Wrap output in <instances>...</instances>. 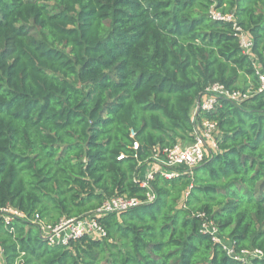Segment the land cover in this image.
<instances>
[{"label": "trees", "instance_id": "obj_1", "mask_svg": "<svg viewBox=\"0 0 264 264\" xmlns=\"http://www.w3.org/2000/svg\"><path fill=\"white\" fill-rule=\"evenodd\" d=\"M232 14L252 41L244 54ZM264 0H0V211L56 226L114 197L141 204L94 217L105 237L51 244L0 216V264H264ZM220 98L192 118L204 90ZM216 123L217 150L178 176L136 182L155 147ZM132 134V136H131ZM134 143L137 149H133ZM122 159H118L119 157Z\"/></svg>", "mask_w": 264, "mask_h": 264}, {"label": "built area", "instance_id": "obj_2", "mask_svg": "<svg viewBox=\"0 0 264 264\" xmlns=\"http://www.w3.org/2000/svg\"><path fill=\"white\" fill-rule=\"evenodd\" d=\"M210 17L214 21H225L233 24L235 36L238 39L240 49L244 54L249 55L252 49V41L250 37L235 23L232 14L223 15L218 11L211 9ZM258 78V93L264 94V73L256 68ZM249 91L246 92H230L221 84L208 86L200 95L196 102V108L192 112V118L203 113H210L214 110L217 100L220 98L230 100L232 102H241L247 99ZM132 136V134H131ZM133 149H137L134 143ZM217 150V126L216 123L207 119H202L197 124L193 133V141L190 143H179L172 148L155 147L151 151V162L141 169L136 176L138 185L146 190L148 202L153 201V193L150 182L153 180L155 172H159L164 178L170 179L178 176L180 171H190L201 165L212 153ZM119 157L118 159H122ZM141 204L136 199H127L125 197H114L106 201L101 208L93 213L91 217L80 218L77 220L61 221L56 226L46 225L41 222L38 215L27 218L22 212L12 207H5L0 211V216L9 225L14 219H26L36 225L43 240L49 241L51 244H67L69 240H75L83 235L95 238L105 237L104 231L97 225L94 217H99L109 213H120ZM203 229L213 236L215 242L222 244L224 250L232 259L242 263H250L251 259L262 258L264 255L259 251H242L235 253L232 245L223 242L217 235L216 229L211 225H203Z\"/></svg>", "mask_w": 264, "mask_h": 264}, {"label": "crops", "instance_id": "obj_3", "mask_svg": "<svg viewBox=\"0 0 264 264\" xmlns=\"http://www.w3.org/2000/svg\"><path fill=\"white\" fill-rule=\"evenodd\" d=\"M256 68L260 69L258 66H256ZM195 108H196V105L194 106L193 111L195 110ZM0 262H1V252H0Z\"/></svg>", "mask_w": 264, "mask_h": 264}, {"label": "rangeland", "instance_id": "obj_4", "mask_svg": "<svg viewBox=\"0 0 264 264\" xmlns=\"http://www.w3.org/2000/svg\"><path fill=\"white\" fill-rule=\"evenodd\" d=\"M222 241L225 242V243H227V240H224V239H223Z\"/></svg>", "mask_w": 264, "mask_h": 264}]
</instances>
